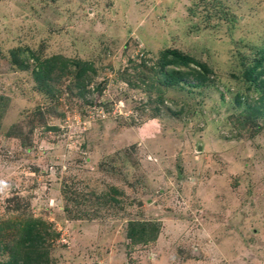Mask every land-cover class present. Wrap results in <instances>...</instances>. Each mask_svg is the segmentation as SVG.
Returning <instances> with one entry per match:
<instances>
[{
	"label": "rangeland",
	"instance_id": "1",
	"mask_svg": "<svg viewBox=\"0 0 264 264\" xmlns=\"http://www.w3.org/2000/svg\"><path fill=\"white\" fill-rule=\"evenodd\" d=\"M263 48L264 0H0V264H264Z\"/></svg>",
	"mask_w": 264,
	"mask_h": 264
},
{
	"label": "trees",
	"instance_id": "2",
	"mask_svg": "<svg viewBox=\"0 0 264 264\" xmlns=\"http://www.w3.org/2000/svg\"><path fill=\"white\" fill-rule=\"evenodd\" d=\"M172 52V53H171ZM169 52V55L167 57L164 58L162 62V66L166 64H172L174 66L176 65H180L181 67H186L185 70H180L179 74L180 75H187L188 73H190L192 75V78L196 77V75L199 73V71L197 70H193L192 67H189V63H196V65L200 66L202 69H204L203 65L195 62L193 59L188 58L186 56L183 55H179L175 50ZM44 65V66H43ZM71 66V67H70ZM43 70V74L42 72H38L40 69ZM70 68H75L74 70V75H73V81L71 83H73L74 86L78 87L79 89V93H81L83 91V89L81 88L83 85V82L85 80L86 77V70L89 69V64H86L85 62H81L79 63L76 60H68L67 58H62L61 56H51L47 59H45L42 62H38V68L34 69V79L37 80L38 83L42 84V80H46L48 79H52L48 76H46V74L52 73L53 77L54 75L56 77H60L61 75L66 74L67 72H69ZM54 71V72H52ZM46 72V73H45ZM160 72H162V76L163 75H167L169 72H172V70L170 68L166 69V70H161ZM264 74V48L262 50H260V55L258 56V58L255 60V63L253 66L247 68L246 72H244V75L246 78L248 79H253L255 81H257V83L263 87L264 89V82L262 80V77ZM199 77V76H198ZM42 79V80H41ZM197 81H200L199 78H195ZM81 91V92H80ZM262 98H264V95L261 96ZM37 224H39L37 226ZM30 226L26 228V230H28V232L30 231V229L32 228V226H36V227H43V222H39L36 220H33L32 223L29 224ZM144 225V223H143ZM140 226L139 227V231L143 232L144 231V226ZM132 231V230H131ZM132 235L131 238L133 237V234L131 232H129V235ZM32 237L29 238L30 241ZM29 244V243H28Z\"/></svg>",
	"mask_w": 264,
	"mask_h": 264
}]
</instances>
